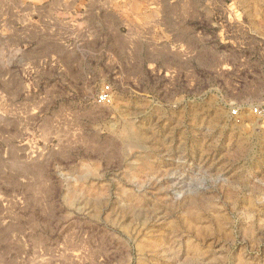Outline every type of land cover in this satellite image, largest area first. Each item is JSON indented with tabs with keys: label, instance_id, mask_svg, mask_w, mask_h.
<instances>
[{
	"label": "rangeland",
	"instance_id": "1",
	"mask_svg": "<svg viewBox=\"0 0 264 264\" xmlns=\"http://www.w3.org/2000/svg\"><path fill=\"white\" fill-rule=\"evenodd\" d=\"M0 264H264V0H0Z\"/></svg>",
	"mask_w": 264,
	"mask_h": 264
},
{
	"label": "built area",
	"instance_id": "2",
	"mask_svg": "<svg viewBox=\"0 0 264 264\" xmlns=\"http://www.w3.org/2000/svg\"><path fill=\"white\" fill-rule=\"evenodd\" d=\"M109 87H106V89L102 90V93H101V100H104L108 97V90ZM254 111H258V108H254ZM234 113H236V110H234Z\"/></svg>",
	"mask_w": 264,
	"mask_h": 264
}]
</instances>
